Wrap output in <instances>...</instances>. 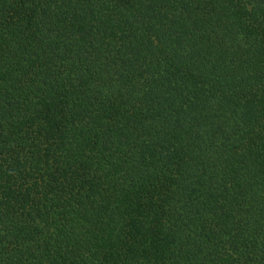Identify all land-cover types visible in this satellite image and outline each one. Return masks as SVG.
Returning <instances> with one entry per match:
<instances>
[{
  "label": "trees",
  "instance_id": "16d2710c",
  "mask_svg": "<svg viewBox=\"0 0 264 264\" xmlns=\"http://www.w3.org/2000/svg\"><path fill=\"white\" fill-rule=\"evenodd\" d=\"M0 264H264V0H0Z\"/></svg>",
  "mask_w": 264,
  "mask_h": 264
}]
</instances>
